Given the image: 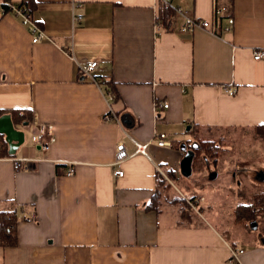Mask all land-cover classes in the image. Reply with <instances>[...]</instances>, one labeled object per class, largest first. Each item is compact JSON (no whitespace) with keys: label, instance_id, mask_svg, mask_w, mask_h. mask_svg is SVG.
Instances as JSON below:
<instances>
[{"label":"crops","instance_id":"obj_1","mask_svg":"<svg viewBox=\"0 0 264 264\" xmlns=\"http://www.w3.org/2000/svg\"><path fill=\"white\" fill-rule=\"evenodd\" d=\"M177 8L211 28L179 32ZM28 9L44 35L34 43L19 15L0 16V116L24 134L13 154L7 142L8 155L0 153V208L16 215V242L0 245V264H228L230 248L243 249L240 264H264V233L225 220L222 188L203 186L232 179L225 156L241 159L226 147L237 135L264 151V60L252 58L264 47V0H32ZM90 61L99 62L95 81L80 70ZM41 124L53 136L46 153L32 140ZM198 140L223 147L192 155L185 175ZM119 141L130 156L115 176ZM134 142L147 144L144 153ZM258 171L264 182V166ZM194 173L212 194L206 213L195 205L202 196L176 186ZM247 174L229 182L231 205L250 198ZM157 191L161 203L148 206Z\"/></svg>","mask_w":264,"mask_h":264},{"label":"built area","instance_id":"obj_2","mask_svg":"<svg viewBox=\"0 0 264 264\" xmlns=\"http://www.w3.org/2000/svg\"><path fill=\"white\" fill-rule=\"evenodd\" d=\"M164 1L168 2V0H164ZM5 5L10 7L11 10L16 15H19L22 18V23L28 26L29 31L32 34L31 41L33 43L36 41H39L42 37H44L43 33L41 31L37 30L36 26L27 19L23 10L20 8L12 6L9 2L0 1V14L5 13V9L3 7ZM175 11L178 14L183 16V23L179 29V32H182V33L190 32L194 28H205V29L211 28V23L209 20H201V19L192 18V17L188 16L185 11H183L179 8L175 9ZM214 14L216 16H218L220 14V10L215 9ZM79 18H80V16H73L74 20H78ZM232 22H233V20L231 18H229L227 20L228 28L231 26ZM252 58L255 60H264V47H258V48L253 49L252 50ZM98 65H99V62L90 61V62H87L84 65L80 66V70L86 78L95 81V79L93 77V71L97 68ZM224 90H225V92H228V93L232 92L230 88H224ZM162 105H163V107H167L166 103H163ZM110 116L113 117V112L109 108L108 112H106L104 117L107 118ZM32 140H33V143L35 145L39 146V148L42 150L43 153H46L48 148H49V144L53 141V136L51 133L50 126L45 125V124H41L39 126V131L33 136ZM155 142L158 145L167 144V141L164 140V134L156 135L155 136ZM134 143L136 146L135 153H144V149H145L147 144H139L136 142H134ZM115 148H116V152H115L114 159H113V165H114L113 173L115 176H122L123 172L120 168V164L125 159H127L130 155L126 152L124 144L120 141L116 143ZM0 159H3V157L0 156ZM12 160H13V167L18 168L19 167L18 160H15V159H12ZM65 172L67 175H71L73 173V165L68 164ZM190 205L194 206L192 202H190ZM242 252H243L242 248H230V255H229V258L227 260L228 264H240L239 255Z\"/></svg>","mask_w":264,"mask_h":264},{"label":"rangeland","instance_id":"obj_3","mask_svg":"<svg viewBox=\"0 0 264 264\" xmlns=\"http://www.w3.org/2000/svg\"><path fill=\"white\" fill-rule=\"evenodd\" d=\"M247 141L248 140L245 137H243L242 135L241 136L237 135V137L233 138L232 140L228 141V143H227L226 148L228 149V152L232 153V155L234 154V156H236L238 159H241V161H236V160H234V158H230L229 154H227L225 156V158L227 159V161H229V159H231V161L234 163V166H235V170L232 171V173L230 174V177L232 179L228 178L229 182H239V178H242L241 176H243V174L249 173V175L247 174L249 177L253 176V180L250 181L251 184L249 182L246 183L247 186H248V184H250L251 186L249 185L248 187L247 186L242 187L243 189H246V187H247L246 192H247V194L251 195L250 193H252V192L264 190V182H260V180L258 179V178H261L260 171H258V170H261L262 166H264V156H262L263 155L262 152H264V151L262 150V152H261L260 151L261 149H259L258 146L253 147L250 145V143H249V145H246ZM249 141H250V139H249ZM216 146H219L220 149L223 147L222 143H219ZM209 159H211V158H209ZM251 161H252L253 165L250 164ZM220 165H221V162H220ZM228 166H229V164H228ZM254 166H255V168H253ZM238 169H240V170H238ZM237 175H238V177H237ZM196 181H197L196 180V174L194 173L192 178L184 179L183 182H180L181 185L179 184V182H176V186L179 187L183 196H186V194H187V198H190L191 194H194L195 196H197V198L202 196L203 200L202 201H200V199L198 200L200 205H197V204H195V205H196V208L198 206V210L200 212L204 213L206 209L210 210L214 206V203L213 202L210 203V200H209L212 197V194L210 192H206L205 190L203 191L201 189V185L198 184L201 182L200 181L196 182ZM229 182H212L211 186L208 184V186L210 188L206 185H203V186L207 190H210V191L212 189L222 188L221 190L224 189L227 192V193H225L224 190L223 191L218 190V191H220V193L223 196V201H221V204L218 203L216 206H217V211L224 217V219L228 220V221L230 220V222H231V220H232V216H231L232 207L238 203H246L249 200V198L246 196L239 197L238 198L239 202L237 199L236 202H234V204L231 205L229 195H231L233 193H231L229 188H232L236 191V189H235L236 186H235V184L232 185ZM203 183L206 184V182H203ZM183 185L185 186V188L188 189L187 191H185L183 189ZM238 190H240V189H238ZM200 193H202V194H200ZM178 196H180V198H182L181 195H178ZM224 196H229L228 200H225ZM187 200H189V199H186V201ZM204 215H206V214H204ZM263 231H264L263 229H259V233H264ZM242 237L245 238L247 236L243 234Z\"/></svg>","mask_w":264,"mask_h":264},{"label":"trees","instance_id":"obj_4","mask_svg":"<svg viewBox=\"0 0 264 264\" xmlns=\"http://www.w3.org/2000/svg\"><path fill=\"white\" fill-rule=\"evenodd\" d=\"M6 1V0H0ZM32 0H21L19 4H16L17 8L29 14L30 10L28 5ZM5 13L11 10L8 6H3ZM170 13V14H169ZM164 14V13H163ZM165 14L161 20L165 23L171 16V11L168 6L165 7ZM2 16V14H0ZM21 114V113H19ZM18 112L13 111L11 115L14 119L15 115L17 118H22ZM24 118V117H23ZM190 149L193 152V160H197L200 157H213L216 156L217 149L215 142L209 140H198L195 145H191ZM0 153L1 155H8L6 141L0 134ZM167 185H165L166 187ZM160 192H156L153 199L148 206L158 207L160 201ZM193 200V199H191ZM180 205L184 211H189L188 204L184 203L183 199H180ZM232 218L235 224L240 225L243 228L250 229V226L254 224L258 229L264 230V190L255 191L251 194L249 200L246 203L238 204L232 211ZM16 215L12 210L0 208V245L1 246H12L16 242ZM264 232V231H263Z\"/></svg>","mask_w":264,"mask_h":264},{"label":"water","instance_id":"obj_5","mask_svg":"<svg viewBox=\"0 0 264 264\" xmlns=\"http://www.w3.org/2000/svg\"><path fill=\"white\" fill-rule=\"evenodd\" d=\"M0 134L4 135V139L8 143V152L10 154H13L15 149L23 143L24 134L14 127L9 114H3L0 116ZM192 155V151H188L183 161L182 172L185 175L190 173Z\"/></svg>","mask_w":264,"mask_h":264}]
</instances>
